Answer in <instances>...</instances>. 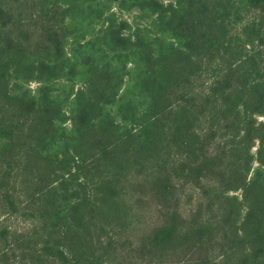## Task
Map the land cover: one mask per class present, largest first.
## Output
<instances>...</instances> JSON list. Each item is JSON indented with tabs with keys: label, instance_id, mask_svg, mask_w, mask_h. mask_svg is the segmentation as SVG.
Instances as JSON below:
<instances>
[{
	"label": "trees",
	"instance_id": "obj_1",
	"mask_svg": "<svg viewBox=\"0 0 264 264\" xmlns=\"http://www.w3.org/2000/svg\"><path fill=\"white\" fill-rule=\"evenodd\" d=\"M258 116L264 0H0V264H264Z\"/></svg>",
	"mask_w": 264,
	"mask_h": 264
},
{
	"label": "rangeland",
	"instance_id": "obj_2",
	"mask_svg": "<svg viewBox=\"0 0 264 264\" xmlns=\"http://www.w3.org/2000/svg\"><path fill=\"white\" fill-rule=\"evenodd\" d=\"M160 1L168 2L169 0H160ZM117 16H118V19L128 20L129 23H131V24H133L134 22H141V23H139V25L143 24L142 18L140 17V12L136 8H133V9H131L129 11H119V12H117ZM27 85L31 89H34L37 86V83L34 82V81H31ZM78 86H80V85L75 84L74 89H76ZM258 120H264V116H258ZM253 149H255V147ZM257 185H258V187L260 189H262L264 187V184H261V183H258ZM14 224L16 226H20V227L23 226V224L17 223V222H14ZM24 224H26V223H24ZM133 239H134V237H131V238L130 237H127V238L125 237V238H123V240H125V241H130V240H133ZM124 260H125L126 263L131 260V264H143V261L145 259H142L141 258V254H139L137 252H129Z\"/></svg>",
	"mask_w": 264,
	"mask_h": 264
}]
</instances>
